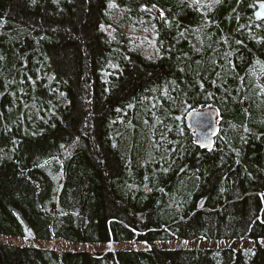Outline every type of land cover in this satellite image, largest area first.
Returning <instances> with one entry per match:
<instances>
[{
	"label": "trees",
	"instance_id": "16d2710c",
	"mask_svg": "<svg viewBox=\"0 0 264 264\" xmlns=\"http://www.w3.org/2000/svg\"><path fill=\"white\" fill-rule=\"evenodd\" d=\"M255 1L0 0V235L93 248L0 243V264H264ZM207 108L210 151L185 122ZM177 239L256 245L156 246Z\"/></svg>",
	"mask_w": 264,
	"mask_h": 264
},
{
	"label": "rangeland",
	"instance_id": "374dc122",
	"mask_svg": "<svg viewBox=\"0 0 264 264\" xmlns=\"http://www.w3.org/2000/svg\"><path fill=\"white\" fill-rule=\"evenodd\" d=\"M143 24L135 26L132 28H127L126 25L123 26V29L131 36L133 39L137 40L142 46H146L148 48L152 45V33L149 32L148 29H144ZM134 26V25H132ZM0 243L2 244H10V245H19V246H28V247H35V248H48V247H55L61 249H68V250H88L93 251V248L88 246L82 245H75V244H68L62 241H45L41 239H36L32 235H27L26 237L16 238V237H9V236H2L0 235ZM253 244L256 245L255 242H251L250 240H241V241H231V240H194V241H187V240H174L168 243H156V246L162 249H181V250H192V249H223V248H242L245 251L251 250ZM107 245H95L92 247H96L98 250H107ZM259 245L264 247V239L259 240ZM112 249L117 248H144L146 244H113ZM148 247V246H147ZM96 249V250H97ZM97 250V251H98Z\"/></svg>",
	"mask_w": 264,
	"mask_h": 264
},
{
	"label": "water",
	"instance_id": "95a60500",
	"mask_svg": "<svg viewBox=\"0 0 264 264\" xmlns=\"http://www.w3.org/2000/svg\"><path fill=\"white\" fill-rule=\"evenodd\" d=\"M253 16L257 21H264V1L254 2ZM218 112L214 108L192 110L187 113L185 122L194 134L196 145L202 149L211 150L215 136L219 130Z\"/></svg>",
	"mask_w": 264,
	"mask_h": 264
}]
</instances>
